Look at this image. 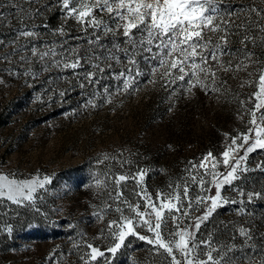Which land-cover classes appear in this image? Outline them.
<instances>
[{"label":"rangeland","instance_id":"1","mask_svg":"<svg viewBox=\"0 0 264 264\" xmlns=\"http://www.w3.org/2000/svg\"><path fill=\"white\" fill-rule=\"evenodd\" d=\"M0 5V57H9L0 59V175L17 182L48 178L35 187L31 200L14 204L0 199V264H170L163 249L138 236H126L115 253L109 251L118 242V229L108 225L120 223L121 213L133 218L139 235L155 238L128 209L132 204L145 211V192L158 208L157 193L181 196L180 201L168 196L180 210L163 209L161 229L166 240L178 241L170 234L186 232L190 246L196 245L187 256L174 248L178 260H207L209 241L218 249L213 256L226 252L230 264L264 260V149L244 150L255 140V131H249L254 129L252 94L258 90L248 75L253 66L227 73L221 69L214 84L209 78L207 88L193 86L188 76L183 81L162 77L163 68L153 74L157 41L141 44L142 33L133 30L135 43L129 42L114 14L94 9L92 17L81 20L68 14L62 0H0ZM249 5L264 6L262 0H223L218 7L226 15ZM79 6L80 0H70L69 7ZM93 18L98 23L88 22ZM27 31L35 35H20ZM253 34L257 46L248 50L264 60L262 34ZM238 40L231 37L232 51L243 47ZM41 53L48 55L40 59ZM237 55L232 69L244 59ZM77 59L75 69L64 67ZM262 112L256 111L258 123ZM242 134L250 139L233 155L244 157L241 169L247 171L238 169L237 178L224 183L229 168L223 152ZM119 175L128 179L117 184ZM217 181L221 199L195 229L196 219L211 206ZM185 186L188 197L183 196ZM249 193L259 195L250 200ZM145 219L154 223V213ZM240 229L252 239L241 236ZM88 245L104 255L93 260Z\"/></svg>","mask_w":264,"mask_h":264},{"label":"snow or ice","instance_id":"2","mask_svg":"<svg viewBox=\"0 0 264 264\" xmlns=\"http://www.w3.org/2000/svg\"><path fill=\"white\" fill-rule=\"evenodd\" d=\"M223 0H80L79 8L69 7L70 0H62L63 7L68 9V14H77L81 20L86 17H92L93 10L98 9L101 12H107L114 14L117 20V28L122 29L123 35L129 38V42L135 43L133 40L134 31L138 30L142 33L141 44L145 41L148 45H153L154 41H157L155 47L158 49V67H153V74H156L159 68H163L164 72L160 73L162 77H172L173 80L179 79L185 80L188 76V83L195 86L199 83L202 87L207 88L204 84L205 79H211L214 84L217 79V71L223 70L229 72L232 70H247L249 66L254 67L253 72H249L248 75L254 79L251 81L252 86L258 90L253 92L252 98L254 111H251L250 124L254 126V129L249 131H255V140L245 150V152H252L255 148L259 147L264 149V112L260 117V123L257 122L256 111L264 109V60L254 58V53L249 49V45L256 47V36L253 34V30L261 33V42L264 46V6H252L249 5L246 8L241 7L240 12L236 13L235 9L229 11L226 15L222 14V10L218 7ZM264 4V0H262ZM2 6V5H0ZM19 11H22L19 10ZM235 14V19H232ZM31 15V14H29ZM3 19V14H0V20ZM236 21H240L237 23ZM89 23H98L94 18L88 21ZM232 28L237 29L233 32ZM107 31H113L108 28ZM146 33V36L143 34ZM21 36L30 37L35 33L27 31L21 32ZM235 35L239 38L238 42L242 45V48H238L232 51L229 48L230 39ZM0 43H3L0 41ZM151 52V47L146 49ZM244 59H240L236 64L235 69H232L233 59H238V55ZM32 55H37V50L32 49ZM48 53H41L40 59H44ZM224 56L230 58L227 62L223 61ZM8 56L0 57V59H8ZM23 59V58H22ZM245 61H249L246 63ZM130 64H135L134 59H129ZM59 61H57V64ZM80 61L75 60L71 64L65 63L64 67H71L75 69L78 67ZM259 64L258 68L255 65ZM97 68L100 66L97 65ZM102 71L103 69L100 68ZM173 70H176L177 75H173ZM27 74V73H25ZM139 75V73H137ZM92 73L88 74L87 79L91 82ZM123 75V73H121ZM154 82V81H153ZM128 83H125L124 87L128 88ZM83 87V85H81ZM191 90V89H189ZM64 95V93H61ZM92 107L96 105L92 101H88ZM237 139H242L243 143L237 145ZM250 136L248 134H242L241 137L232 138L231 143L227 146L223 152V164L229 168V171L224 176V183L229 182L232 179L237 178V171L241 169V161L243 156L237 157L233 154L237 152L239 148L243 147V144L248 143ZM212 154L209 153L204 160L207 161ZM230 157L232 163H230ZM199 167H205L202 162ZM215 168V163L213 164ZM247 171L246 168L241 169ZM261 170H264L262 168ZM141 179H143V173H140ZM214 179L215 174L213 173ZM47 177L43 181H23L17 182L9 179L8 176L0 175V199L6 198L8 201L14 204H20L23 200H31L32 192L37 185L43 186L47 182ZM125 175H119L115 178L116 183L127 180ZM194 181L196 177L192 178ZM203 184V180L200 181ZM220 181H217V192L215 197L211 198V206L207 209V214L202 217H198L194 223V228L199 229L200 223L208 218L213 209L217 207L220 197ZM100 184V181H97ZM27 189V193L25 192ZM143 191V190H142ZM189 189L187 186L183 188V196L188 197ZM122 193L117 192L116 196L119 198ZM253 195H259L249 193L248 198L251 200ZM157 196L161 198V205L158 208L157 205L151 200V198L145 192L144 199L146 200L145 211L140 210V205L128 204L129 211L135 213V216L143 223L147 225L148 230L155 235L154 239L147 238L146 236L139 235L134 230V221L130 216L122 215L120 223L112 221L108 227L111 229L113 225H116L118 242L113 247L109 248V251L115 253L117 249L121 247L125 237L128 235L138 236L140 240H147L150 245L157 246L158 250L163 249L170 259V264H194L192 259H186V261H180L174 255V248L180 250L185 256L195 250L196 245L194 243L190 246V241L185 237L189 234L186 232L171 233L170 235L179 236V240H166L162 235V210L172 209L180 210L178 204H174L169 200L168 196L172 197V200L180 201L181 196L168 194L164 196L161 193H157ZM127 203L126 201H122ZM191 203L188 207L191 208ZM150 209L151 211H147ZM117 211H121L117 208ZM155 215L154 223H151L149 219H145L146 216ZM188 215L187 212L183 213ZM126 228L127 230H123ZM240 235L251 240L252 237L244 229H240ZM203 243V242H200ZM91 249V258L96 259L97 255L103 256L104 253L100 252L92 245H88ZM209 251L207 253V260H200L199 264H230V260L226 259L227 253L219 255V258L213 256V252L218 253V249L211 247V242H208ZM232 249H228L231 251ZM251 264V262H249ZM260 264H264V260H261Z\"/></svg>","mask_w":264,"mask_h":264},{"label":"trees","instance_id":"3","mask_svg":"<svg viewBox=\"0 0 264 264\" xmlns=\"http://www.w3.org/2000/svg\"><path fill=\"white\" fill-rule=\"evenodd\" d=\"M211 191L213 192V190H211ZM212 195H213V194L211 193V194H210V197H211Z\"/></svg>","mask_w":264,"mask_h":264}]
</instances>
